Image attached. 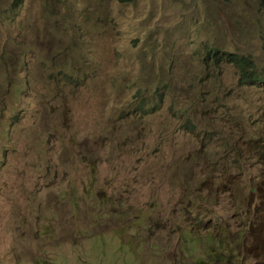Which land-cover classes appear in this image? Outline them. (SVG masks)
I'll return each mask as SVG.
<instances>
[{"label":"rangeland","instance_id":"374dc122","mask_svg":"<svg viewBox=\"0 0 264 264\" xmlns=\"http://www.w3.org/2000/svg\"><path fill=\"white\" fill-rule=\"evenodd\" d=\"M243 58L264 0H0V264H264Z\"/></svg>","mask_w":264,"mask_h":264},{"label":"trees","instance_id":"16d2710c","mask_svg":"<svg viewBox=\"0 0 264 264\" xmlns=\"http://www.w3.org/2000/svg\"><path fill=\"white\" fill-rule=\"evenodd\" d=\"M15 1H16V3H19V4L22 2V0H15ZM122 1L129 2L131 0H122ZM237 61L240 64V69L242 72V78H243V81H245V83L248 80H254V81L259 82L260 84H264V74L263 73H257L253 69H250V70L248 69V67L253 65V63L250 60H248L247 58H243V59L237 60ZM263 150H264V144H263ZM258 187H260V186H257L255 188H258ZM258 198H259V200H261L262 196L259 195Z\"/></svg>","mask_w":264,"mask_h":264},{"label":"bare ground","instance_id":"6f19581e","mask_svg":"<svg viewBox=\"0 0 264 264\" xmlns=\"http://www.w3.org/2000/svg\"><path fill=\"white\" fill-rule=\"evenodd\" d=\"M217 222H218V221H217ZM213 224H214V223H213ZM213 224H212V225H213ZM218 224H219V223H218ZM218 231H219V230H218ZM233 238H234V237H233ZM230 243H231V242H230ZM231 244H232V243H231ZM217 249H218V248H217Z\"/></svg>","mask_w":264,"mask_h":264}]
</instances>
